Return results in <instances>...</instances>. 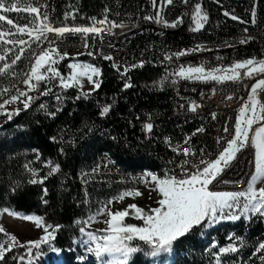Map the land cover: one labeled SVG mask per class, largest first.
Segmentation results:
<instances>
[{
    "label": "built area",
    "instance_id": "built-area-1",
    "mask_svg": "<svg viewBox=\"0 0 264 264\" xmlns=\"http://www.w3.org/2000/svg\"><path fill=\"white\" fill-rule=\"evenodd\" d=\"M198 2L207 13L208 20L203 29L193 32L191 13L193 6ZM83 3L84 0L63 2L58 26H90L92 18L100 20L105 16L111 22L124 25L106 30L100 37L89 34L87 39H91L90 52L93 55L69 57L84 59L87 64L99 68L101 74L94 79L100 81V87L106 80V68L112 69L117 82L123 85L124 90L132 87L135 73L145 67L154 68L158 72L152 81L156 82V85H152V88L168 101L169 110H144L141 115L137 114L136 123L130 122V129L142 134V145H148V148L152 145L155 151L160 152L157 154L167 164L168 175L177 178H183L185 170L195 172V165L202 168L204 165L200 164L201 160H215L234 134L238 110L247 100L252 85L258 79L264 78V74L248 78L243 76L242 72L240 81L217 83L181 79L175 72L180 66H204L211 70L226 68L235 62L251 58L264 60V0H189L187 5L181 0H174L173 5L165 7L162 14L170 23L183 16V23H179L175 28L164 27L145 19L146 16L156 14L157 9L153 8L152 0H100L99 8L95 12H88L87 8L81 9ZM159 4L160 0L157 1V5ZM253 11L256 13L255 23L252 22ZM225 12L229 15L226 16ZM69 13H75V18L69 15L65 19V15ZM232 15L239 19H231ZM177 36L183 38L175 41ZM48 38H55L60 52L63 49H73L74 44H84L85 39L79 33H67L62 38L48 34ZM245 39L246 43L240 42ZM46 44L47 41L43 43V47ZM205 44H212V52L197 54V51H194L179 58L165 59L177 46L192 45V49H197V46ZM106 56H111L112 59H105ZM141 64L142 66H139ZM229 96L232 97L231 100L228 99ZM258 98L264 102V93H260ZM118 102L119 98L115 97L110 102L99 103L101 112L106 106H110V111L106 115L100 114L101 125L92 123L88 134L82 135L69 127H63L57 134L60 155L66 147H76L81 137L96 132L97 126L103 134L115 121L110 117L113 116ZM193 103L198 105L196 111L191 110ZM149 123L153 126L151 131L145 127ZM166 125H173L177 133L169 132ZM256 126L258 125H254ZM225 127L228 128L227 132L224 131ZM201 128L202 132L197 131ZM189 131H196V139H189ZM185 140L189 143L185 144ZM189 147L195 152L194 156H185L182 150L174 151ZM253 159L254 150L251 147L244 148L237 154L230 167L209 186L210 190H243L254 172ZM185 160L188 161L187 164H184ZM143 180L144 174L111 168L103 153L98 155L88 169L78 173V182L84 194L92 188L106 191L111 198L125 190L148 191ZM216 245L218 247L212 251L201 253L204 255V263L200 264H211V256L217 255H220L221 264H240L243 260L225 261L224 254H219L218 248L228 244H223L216 237Z\"/></svg>",
    "mask_w": 264,
    "mask_h": 264
},
{
    "label": "snow or ice",
    "instance_id": "snow-or-ice-1",
    "mask_svg": "<svg viewBox=\"0 0 264 264\" xmlns=\"http://www.w3.org/2000/svg\"><path fill=\"white\" fill-rule=\"evenodd\" d=\"M185 5L189 0H181ZM174 0H160L157 5V0H152L153 8L157 9L155 16H146L145 19L152 20L164 27L175 28L179 23H183V16L177 17L176 21L169 22L162 14L164 8L173 5ZM42 8L45 9L42 11ZM10 12H26L28 14V22L20 25L15 23L12 18L3 13ZM71 15L75 18V13L65 15V19ZM228 16L229 13L225 12ZM255 11H253V23H255ZM231 19L238 20L239 18L232 15ZM208 16L204 12L201 4L198 2L193 6L191 13V22L193 32L200 31L207 23ZM0 22H6L11 26L5 29L4 24L0 23V76L18 75L13 73L11 69L18 61L22 59L25 51L32 49V45L41 47L47 41L48 47L42 48L39 53L34 55L31 62V67L24 73L22 83L25 85V90L16 89L9 95V98L4 99L0 103V115L6 116L7 120H11L14 115H19L20 109L16 107L13 111H7L6 106L15 104L17 101L23 103V110H27L31 103L37 97L29 95V92L39 91L41 82L49 83L53 80L58 81L60 87L64 89L79 87L83 88V79H87L95 89L100 87V81L94 79L99 77L100 69L91 64L86 63H70L67 65L70 72L62 74L56 65L59 61L67 57V53H61L53 44L55 41H48V34H54L57 37H64L67 33L82 34L87 39L89 34L100 37L101 33L115 27H123L122 24H116L107 19L96 20L92 18L90 26H55L54 22L49 18V14L45 5H39L38 0H0ZM242 23L244 21H241ZM99 25V26H97ZM247 32V29H245ZM27 36V39L23 38ZM241 43H246L247 39L241 40ZM6 45H12L13 48H18L19 51L15 56L8 60V53L12 52L13 48H5ZM89 44L85 43V48ZM203 50L199 46L197 49L184 50L171 55H166V60H171L173 56L179 58L188 55L191 52ZM88 55H93L88 52ZM111 60V56L104 57ZM139 66H142L139 65ZM136 67V65H133ZM241 70H244L243 76L253 78L260 74H264V60H256L255 58L245 61L235 62L233 65L226 68L206 69L204 66H180L175 75L181 79L199 80L204 82L214 81L223 83L226 81H240ZM127 71V69L125 70ZM175 83V81H173ZM130 87L131 85H126ZM12 90L8 87L0 89V97L11 93ZM51 92V88L40 93L47 96ZM260 93H264V78L258 79L252 85L247 100L238 110L236 122L234 125V134L231 139L226 142L218 157L211 161L201 160L202 168L195 165V172L185 170L183 178L176 176L165 175L157 176L153 173H147L143 183L154 184L153 191L158 192L159 199L157 200L158 207L151 208L145 211L136 204H130L124 210L112 211L110 205L113 202H123L125 198H136L142 195L139 190H125L117 196L109 199L106 204L99 208L95 214L90 215L87 220L76 221L84 226L80 228L84 239L80 242L87 247L88 253L95 256L100 261V264H129L130 258L138 252L144 251L139 246H134L133 241H141L149 246V251L145 255L153 258L159 257L162 253H171L174 242L180 237L185 236L194 227L202 225H213L223 220L238 221L242 217L250 219L252 215L259 214L264 216V186L257 187L258 183H264V102L258 98ZM85 98L89 93H85ZM26 98V99H22ZM80 97H77L79 99ZM60 99L59 96L56 97ZM232 99L231 96L228 97ZM41 107H46L41 105ZM198 105L192 104L191 110L196 111ZM110 111V106L102 109L101 115H106ZM55 115V113H50ZM215 118V114H213ZM254 125H258L254 127ZM148 131L152 130V124L146 126ZM197 131L202 132L203 129ZM225 132L228 128L225 127ZM219 142V141H218ZM189 141L185 140V144ZM251 147L254 150V173L243 190L239 191H215L210 190V185L221 175V173L237 158V154L244 148ZM183 151L185 156H194L195 152L191 148L174 149V151ZM188 161L185 160L184 164ZM48 175H53L58 172L59 165H52L48 162ZM25 168L32 174L29 179L30 184H43L47 177H38L37 170L25 165ZM238 184L241 182H237ZM44 195L47 196V188L44 190ZM47 203V201H44ZM7 213L8 216L33 222L37 229H42L43 235L37 240H30L22 243L18 238L9 234L5 228L0 225V234H3L6 239L0 240V261H4L7 253L14 248H25L28 257H35L41 254L44 246L50 249L53 253L59 256L61 250L56 248L53 243L56 240V233L59 231V225L47 224L45 219L38 215H21L20 213L8 208L0 209V215ZM131 216L143 222L142 226L126 223V218ZM107 216L103 221L106 227L97 231H88L92 223L98 222V216ZM232 241L227 246L219 247V254L237 253L240 247L244 246V240L240 237H229ZM239 244L240 247L237 246ZM212 247H218L215 243ZM45 249V250H47ZM258 251H264V243L258 245ZM16 259V257H13ZM24 256H20L19 260H24ZM217 264H221L220 255L216 256ZM54 264H59L55 261Z\"/></svg>",
    "mask_w": 264,
    "mask_h": 264
},
{
    "label": "trees",
    "instance_id": "trees-1",
    "mask_svg": "<svg viewBox=\"0 0 264 264\" xmlns=\"http://www.w3.org/2000/svg\"><path fill=\"white\" fill-rule=\"evenodd\" d=\"M99 4L100 0H84L80 8L95 12ZM182 38L177 36L175 41ZM31 58L29 53H25L11 69L18 75L0 76V89L8 87L12 90L11 93L0 97V103L9 98L16 89L25 90L22 80L24 73L29 69ZM70 60L73 59H64L56 66L62 74L70 72L67 67ZM105 71V82L86 98L85 92L78 87L64 89L55 80L49 83L41 82L39 91L29 92V95L37 98L27 110H23V103L17 101L6 108L11 112L19 107L22 109L19 115H14L11 120L0 115V121L3 122L0 124V131L10 132L8 138L0 139V207L11 206L16 212L38 215L43 217L47 224L59 225L53 243L61 250L59 255L63 258V264H87L86 253L80 244L75 242L79 237L80 228L84 225H78L76 221L87 220V209L93 208L98 200L107 198L108 193L91 188L84 194L78 182V173L88 169L99 154H109L125 172L148 169L163 177L161 166L165 161L152 145H149L151 148L142 145V134L130 129V122L136 123L137 114L141 115L144 110H169L168 101L152 88V85H156V82L152 81L158 72L154 68L145 67L135 73L132 87L124 90L123 85L117 82L112 69L106 68ZM48 88H51L49 95L40 94ZM57 96L60 97L59 100L56 99ZM115 97L119 98V102L110 117L115 120L111 126H108L103 134L97 126L96 132L81 137L76 147H66L60 155L58 132L63 127H69L82 135L88 134L92 123L101 125L99 103L110 102ZM41 105L46 107L42 108ZM166 129L173 134L177 133L173 125H166ZM37 157L41 160H37ZM42 160H48L53 165L58 164L60 170L48 175L49 169L44 167L37 177H47L44 183H28L32 174L25 165L36 170L42 167ZM45 188L48 191L47 196L44 195ZM254 222L250 233H244V227H240L237 236H243L246 241V256L235 255L230 261L243 258L240 264H264V251H258V245L264 243V217L255 219ZM181 242L180 250L187 251L191 248L192 242L186 239ZM213 242H216V239L206 241L209 244ZM221 242H225L224 237H221ZM43 253L41 251V254ZM9 259L7 258V262L16 264V261ZM133 264H149L147 255L143 252L136 253Z\"/></svg>",
    "mask_w": 264,
    "mask_h": 264
},
{
    "label": "rangeland",
    "instance_id": "rangeland-1",
    "mask_svg": "<svg viewBox=\"0 0 264 264\" xmlns=\"http://www.w3.org/2000/svg\"><path fill=\"white\" fill-rule=\"evenodd\" d=\"M158 1V0H157ZM4 15L8 16L9 18H12L15 23H18L20 25L26 24L28 22V14L26 12H10V13H3ZM4 24L5 29L8 27H11L6 24V22H0ZM23 38L27 39V36H24ZM48 45L46 44L43 47V44L41 47H37V45L33 44L32 49L25 51V53H29L32 58L31 60L34 59V55L36 53H39L42 48H47ZM54 47H58V45H55ZM5 48H13L12 45H6ZM19 51L18 48H13L12 52L8 53V60H10L15 56V54ZM24 53V54H25ZM64 53V52H61ZM69 56H67L65 59H68ZM32 62V61H31ZM61 61H59L60 63ZM58 63V64H59ZM70 63H86L85 61L81 59H73L70 60ZM57 64V65H58ZM67 64V65H68ZM31 65V63H30ZM56 65V66H57ZM16 66V65H14ZM13 66V67H14ZM30 68V66H29ZM70 70V69H69ZM244 72V70H241V73ZM226 82H232V81H226ZM224 83V82H223ZM59 85V84H58ZM83 88L84 92H89V91H94L93 88L94 86L88 82V80L85 78L83 79ZM3 123L0 121V124ZM10 132H6L1 130L0 131V139H6L8 138ZM33 154L35 153L34 151L32 152ZM37 160H41L39 157H37ZM43 161V160H42ZM48 160H44L42 162V167L37 168L38 174H40L41 169L45 167V169H49L48 166ZM53 165V164H52ZM54 166V165H53ZM50 170V169H49ZM264 186V183H258L257 187ZM148 191H143L141 192L142 195L136 198H125L123 202H113L112 205H110L112 211H117V210H124L128 207L130 204H136L137 206L143 208L145 211H148L151 208L158 207L159 205L157 204V200L160 198L158 192L153 191L151 186L147 188ZM118 195V194H117ZM116 195V196H117ZM108 196V195H107ZM111 199V197L104 198L103 200H98L97 203H95L93 208H88V216L93 215L96 213V211L101 208L104 204L107 203V201ZM8 208L10 210H13L11 206H6V207H0V209ZM14 211V210H13ZM19 213V212H18ZM261 216L259 214L252 215L250 219H245L241 218L238 221H231V220H223L220 221L219 223H215L213 225H202L199 227H194L190 232H188L185 236L180 237L178 240L174 242L173 249L171 253H162L159 257L153 258L151 256L147 255V258L149 260V264H200L204 263V255H201V253H208V251H212L215 247H212L213 244L206 243V241L210 239H216V237L221 240V237H224L225 242L223 244H229L232 241L229 240V237H237L238 233L240 231V227H244L245 232L244 233H250L252 227L255 224V219H259ZM107 219V216H98L97 221L95 223H92L91 228H88L86 230L88 231H97L100 229H104L106 227L105 223L103 221ZM126 223L130 224H136L137 226H142L143 222L134 219L131 214L128 218H126ZM0 225H2L5 230L9 234L15 235L19 241L22 243H26L27 241L30 240H37L43 235L42 229H37L34 225L33 222L22 220V219H17L11 216H8L7 213H4L3 215H0ZM81 225V224H78ZM190 236V237H189ZM241 236L240 238H242ZM192 242L190 243L191 248L189 250H180L181 245L180 242L183 243L185 239ZM6 239V237L3 236V234H0V240ZM84 239L83 235L81 232H79V237L75 241L80 244V247L84 250L86 253V260L85 262L87 264H100V261H98L94 255L88 253L87 247L83 244H81V240ZM246 243V241L244 240ZM244 243L243 247H240L239 244H237L238 247H240V250L237 253H229V254H224V260L225 261H230L235 255L239 256L242 255L243 257L246 256V246ZM132 244L134 246H139L144 249L142 251L144 254L145 252H148L149 246L145 245L141 241H133ZM47 246H44V249L41 251L44 252L43 254H40L36 257H28L27 256V251L25 248H14L11 252L7 253L5 256L6 259L4 261H0V264H12L10 261L7 262V258H10L9 260L11 261H16V264H21V262L26 261L30 264H35L36 262H44L42 264H50L54 262V260L61 258V256H57L55 253H53L50 249H47ZM188 249V248H187ZM136 254V253H135ZM135 254L130 258L129 264H133V260L135 257ZM20 256H24V260H19ZM13 257H16V259H13ZM221 262V258H220ZM211 264H217L216 261V256H211Z\"/></svg>",
    "mask_w": 264,
    "mask_h": 264
},
{
    "label": "bare ground",
    "instance_id": "bare-ground-1",
    "mask_svg": "<svg viewBox=\"0 0 264 264\" xmlns=\"http://www.w3.org/2000/svg\"><path fill=\"white\" fill-rule=\"evenodd\" d=\"M38 2H41L39 5H45L46 6V10L49 14V18L54 22L55 26H58V23H60L59 22V15L63 9V2H66V0H38ZM44 10L45 9L42 8V11H44ZM48 41H55V38H48ZM85 43L89 44L88 48H85ZM47 45H48V42H47ZM55 45H58V44L54 43L53 46H55ZM90 48H91V39H84V44H74L73 49H63V51H61V52L67 53L68 54L67 56H69V57H71V56H85V55H88V52H90ZM199 48L203 49V50H197V54H207V52H212V44H205V46H199ZM58 49L60 51V47ZM184 50H192V45L177 46L176 49H174V51H172V54L180 52V51H184ZM190 53H191V51H190ZM172 58H176V57L173 56ZM189 139H196V131H189ZM103 157H105L106 162L111 164V168L121 169L109 154H104ZM161 169H162V176L168 175L166 163H164V165L161 166ZM130 172L144 174V178H145L147 173H152L148 169L137 170V171L131 170ZM146 185H147V188H149L150 186H151V188L155 187L154 184H146ZM140 192H143V191H140ZM214 243L216 244V242H213V244ZM57 260L59 261V264H63L62 257L54 260V262ZM54 262H52L50 264H54ZM42 263H44V262L39 261V262H36L35 264H42ZM21 264H30V263L23 261V262H21Z\"/></svg>",
    "mask_w": 264,
    "mask_h": 264
},
{
    "label": "crops",
    "instance_id": "crops-1",
    "mask_svg": "<svg viewBox=\"0 0 264 264\" xmlns=\"http://www.w3.org/2000/svg\"><path fill=\"white\" fill-rule=\"evenodd\" d=\"M78 88H79V87H78ZM79 89H81V88H79ZM81 90L84 91V88H82ZM86 93H92V91H89V92H86Z\"/></svg>",
    "mask_w": 264,
    "mask_h": 264
}]
</instances>
